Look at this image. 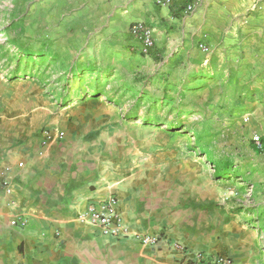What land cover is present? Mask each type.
<instances>
[{"label": "crops", "instance_id": "1", "mask_svg": "<svg viewBox=\"0 0 264 264\" xmlns=\"http://www.w3.org/2000/svg\"><path fill=\"white\" fill-rule=\"evenodd\" d=\"M164 1L34 0L31 29L65 37L61 44L69 53L63 56L73 57L65 74L78 70V61L85 75L99 71L111 78L116 68L95 69L101 61H146L149 84L164 75L192 98L209 97L212 108L223 109L233 138L250 145L251 156L264 155L251 141L255 134L264 141V0H196L191 15L182 0ZM137 23L153 31L148 52L131 32ZM84 87L80 96L89 95ZM122 88L132 92L127 83ZM40 91L19 77L8 85L0 79V264H194L168 246L146 247L135 239L163 234L192 252L264 264V227L234 211L207 174L208 163L219 175L221 159L205 153V162L182 161L179 151L151 148L148 140L133 146L132 133L102 128V116L75 108L55 117ZM97 92L88 103L105 97ZM151 98L147 92L143 102ZM43 129L56 134L47 145L41 144ZM225 159L236 166L233 157ZM251 168L260 176V164ZM110 194L117 195L130 233L121 241L80 221L89 203ZM19 218L26 226L12 224Z\"/></svg>", "mask_w": 264, "mask_h": 264}, {"label": "rangeland", "instance_id": "2", "mask_svg": "<svg viewBox=\"0 0 264 264\" xmlns=\"http://www.w3.org/2000/svg\"><path fill=\"white\" fill-rule=\"evenodd\" d=\"M33 2L34 0H0V79L5 84H11L16 79L15 74L21 73L17 78L36 84L41 89V97L55 107V117H59L64 110L74 108L79 114L102 116V128L117 127L128 136L132 133L133 146L139 145L142 140H148L151 148L179 151L182 161L202 159L205 162V153L218 157L221 159L220 163L229 165L230 172L218 176L206 162L207 174L214 178L215 187L229 197V206L234 211L244 212L250 224L264 227V155L251 156L248 151L250 145L239 138H233L229 125L222 116L223 109L212 108L209 97L208 101L192 98L190 91L183 92L177 87L169 86V80L164 75L160 78V83L149 84V81L152 82V70L141 59H124L110 64L101 61L100 67L94 68H116L115 75L111 78L110 75L99 76V71L87 75L82 83L89 95L80 96L81 79L79 82H72L66 78L65 72L72 66L73 57L63 56L69 53L63 51L61 44L65 37L61 35L54 39L52 36L48 38L42 35L40 30L38 34L32 32L31 28L34 26L30 23V6ZM14 23L17 27L15 30L11 28ZM11 41L21 44L22 52L44 55L55 53L56 60L21 55L10 45ZM81 66L77 61L75 67ZM126 83L133 94L122 91V86ZM99 89L107 98L99 97L96 103H88L94 95L101 94L97 92ZM147 92L153 100L143 102V95H147ZM113 100L120 103V106L112 103ZM65 106H68L67 109H64ZM195 112H198V118L195 117ZM144 116L148 120H144ZM114 117L118 123L111 122ZM126 118L129 120L126 121ZM228 156L233 157L235 167L225 159ZM253 164L261 165L260 176L250 171ZM258 179L262 180V184L254 186L253 183L256 184L255 180Z\"/></svg>", "mask_w": 264, "mask_h": 264}, {"label": "built area", "instance_id": "3", "mask_svg": "<svg viewBox=\"0 0 264 264\" xmlns=\"http://www.w3.org/2000/svg\"><path fill=\"white\" fill-rule=\"evenodd\" d=\"M159 4L165 5L164 0H158ZM197 8V1L187 4L183 10L185 15H191ZM133 36L142 43L145 52L153 46L152 30L141 23L135 24L131 28ZM201 48L205 49L202 45ZM41 144L47 145L56 134L53 130L43 129L40 132ZM57 136L62 137L61 134ZM252 144L256 150L264 151L263 138L255 134L252 137ZM80 221L96 229L100 235L109 237L116 241H121L129 237L130 233L124 223L119 209V200L116 194H110L105 199L89 203L87 210L82 214ZM20 224L26 226L27 221L19 218L12 221L13 225ZM135 239L143 246L159 248L162 245L183 253L187 257H192L194 264H235L234 261L223 255H210L206 253L192 252L181 244L171 241L167 235H135Z\"/></svg>", "mask_w": 264, "mask_h": 264}, {"label": "trees", "instance_id": "4", "mask_svg": "<svg viewBox=\"0 0 264 264\" xmlns=\"http://www.w3.org/2000/svg\"><path fill=\"white\" fill-rule=\"evenodd\" d=\"M191 0H182V2L180 3L181 7H182V10L185 9V7L187 6V4L190 2ZM10 45L15 48V50H18L19 53L21 55H24V56H31L33 58L35 57H38V58H41V60H43L44 58L45 59H48V60H53L55 61L56 59L55 58H49L48 55H44V54H31V53H28L26 51L22 52L23 51V47L21 44H19L18 42L16 41H11ZM93 71V70H92ZM91 74V73H90ZM87 75H85V73H83V70L82 69H79L78 70H75V71H70L68 73H66V78L67 80L69 81H74V82H79V80L81 79V83L83 82L84 78L86 77ZM17 77V76H16ZM83 86V83L81 85H79V88H81ZM95 97V95H94ZM224 164V165H223ZM221 163L219 165V170H218V176H223V175H227L229 174L230 172V167L227 163Z\"/></svg>", "mask_w": 264, "mask_h": 264}]
</instances>
